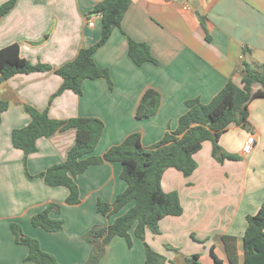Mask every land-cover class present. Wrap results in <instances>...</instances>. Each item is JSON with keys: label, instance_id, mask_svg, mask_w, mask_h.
<instances>
[{"label": "crops", "instance_id": "1", "mask_svg": "<svg viewBox=\"0 0 264 264\" xmlns=\"http://www.w3.org/2000/svg\"><path fill=\"white\" fill-rule=\"evenodd\" d=\"M5 1L0 0V5ZM100 1L17 0L0 17V48L17 42L20 54L32 63L59 67L99 40L102 15L93 9ZM129 37L146 42L158 62L137 66L128 55ZM245 48L251 51L244 54ZM94 59L110 69L112 88L103 78L87 79L81 95L66 90L50 103L63 81L54 71L18 73L0 84V99L8 103L0 121V264H34L23 260L29 249L16 243L12 222L21 224L25 234L37 238L42 249L60 263L86 261L92 246L84 233L94 225H109L118 215L98 212V199L113 202L127 186L120 176V162L91 165L75 178L80 202L68 204L67 187L50 186L37 175L66 158L76 129L39 138L37 151L28 155L25 165L23 150L12 143L13 129L30 121L24 105L48 107L56 119H102L105 126L96 155H103L133 132H140L142 144L149 148L177 128L188 99L208 103L229 80L241 85L244 59L251 64L264 62V0H131L121 27L114 29ZM148 88L160 92L161 104L154 116L139 119L136 108ZM249 111L252 132L233 124L219 140L241 159L218 162L207 140L194 155L198 166L190 176L173 167L165 170L162 188L178 192L183 213L163 217L160 233L147 230L146 241L174 262L167 264H231L216 238L221 234L240 238L243 264L246 216L255 214L264 202V98L252 100ZM249 134L255 143L245 153ZM50 202L61 205L60 213H51L64 219L60 231H46L31 223L32 215ZM99 264H145L144 242L133 235L130 247L124 237L115 236Z\"/></svg>", "mask_w": 264, "mask_h": 264}, {"label": "trees", "instance_id": "2", "mask_svg": "<svg viewBox=\"0 0 264 264\" xmlns=\"http://www.w3.org/2000/svg\"><path fill=\"white\" fill-rule=\"evenodd\" d=\"M17 0H7L0 5V17L14 7ZM131 0H101L93 9L102 15L101 36L94 44L83 47L77 56L59 67L48 63H32L20 54L17 42L0 48V84L18 73L37 71H54L63 81L58 90L52 94L50 103L66 90L81 95L83 82L87 79L103 78L110 88L113 80L110 69L100 66L94 59V53L111 37L114 29L121 27L122 19ZM200 22L207 30L206 19L200 16ZM244 49V54L250 52ZM128 55L137 66L146 62L157 63L150 46L131 37L128 40ZM243 77L241 85L229 80L208 103L198 98L188 99L187 110L178 119L175 130L167 132L155 145L147 148L142 144L140 132L130 133L120 144L111 146L103 155L94 154L104 132V121L98 117L77 116L68 119H56L49 115L48 107L40 110L25 104L24 109L30 115L25 126L13 129L12 143L23 150L24 163L28 155L37 151V140L50 137L57 132L70 128L76 129L75 143L67 152L66 158L49 166L37 176L42 177L50 186H65L69 193L68 204L80 202V190L75 178L85 172L91 165L105 161H118L122 164L121 178L127 186L113 202L102 198L97 201L96 209L106 216L116 217L109 225H94L83 238L91 243L89 257L83 262L71 264H99L106 252V246L115 236L124 237L131 247L133 235L144 242L145 264H167L166 256L156 251L146 241V231L160 233L159 222L167 215L179 216L183 206L176 190L166 192L162 188V176L167 168L173 167L185 176H190L197 168L194 158L204 141L212 142V156L220 163L226 159L239 160L240 154L228 152L220 144V136L233 124L252 132L249 121V104L255 98H264V63L261 70L256 69L247 60L242 61ZM161 104V94L154 88H148L142 95L136 108L139 119L154 116ZM8 103L0 99L1 113ZM29 176H32L28 173ZM126 211L120 213L126 206ZM52 212H61L59 203L50 202L45 208L31 217L33 226L46 231L56 232L64 228L63 218H54ZM247 227L242 240L243 264H264V202L255 214L246 216ZM10 228L18 244L28 246L24 261L34 264H62L56 256L42 249L37 238L25 234L21 224L12 222ZM133 230V235L131 231ZM223 251L231 264H240L239 241L236 235L221 234ZM190 261V258H186ZM199 264V263H196Z\"/></svg>", "mask_w": 264, "mask_h": 264}, {"label": "built area", "instance_id": "3", "mask_svg": "<svg viewBox=\"0 0 264 264\" xmlns=\"http://www.w3.org/2000/svg\"><path fill=\"white\" fill-rule=\"evenodd\" d=\"M255 143V138H254V135L253 134H249L245 143H244V146H243V151L245 153H248L252 150L253 148V145Z\"/></svg>", "mask_w": 264, "mask_h": 264}, {"label": "rangeland", "instance_id": "4", "mask_svg": "<svg viewBox=\"0 0 264 264\" xmlns=\"http://www.w3.org/2000/svg\"><path fill=\"white\" fill-rule=\"evenodd\" d=\"M264 62H262V63H257V64H252L256 69H258V70H261V65L263 64Z\"/></svg>", "mask_w": 264, "mask_h": 264}]
</instances>
